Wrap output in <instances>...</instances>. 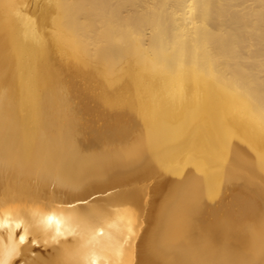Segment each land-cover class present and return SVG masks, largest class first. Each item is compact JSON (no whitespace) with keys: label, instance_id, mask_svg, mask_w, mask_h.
Wrapping results in <instances>:
<instances>
[{"label":"bare ground","instance_id":"6f19581e","mask_svg":"<svg viewBox=\"0 0 264 264\" xmlns=\"http://www.w3.org/2000/svg\"><path fill=\"white\" fill-rule=\"evenodd\" d=\"M0 26L12 35L0 39L31 62L21 80L0 61V219L13 222L0 240L7 245L11 231L17 243L26 225L27 236L55 246L27 250L21 264H80L99 228L113 264H264V190L261 207L246 203L251 222H235L229 209L197 220L213 187L264 177V0H0ZM72 90L102 108L106 123L91 141L67 133ZM23 95L30 119L17 149L4 113ZM140 174H156L159 191L128 189ZM23 178L37 202L11 194ZM105 185L118 187L105 202L72 203ZM51 213L71 228L57 235L41 224Z\"/></svg>","mask_w":264,"mask_h":264},{"label":"rangeland","instance_id":"374dc122","mask_svg":"<svg viewBox=\"0 0 264 264\" xmlns=\"http://www.w3.org/2000/svg\"><path fill=\"white\" fill-rule=\"evenodd\" d=\"M2 31H4V32H2ZM4 33L5 34L7 33V34L5 35ZM8 33H9L8 29L6 30V29H4L3 27L0 26V37L1 38L8 39L9 36L11 38L12 35H9L10 33L9 34ZM12 40L14 41L13 38L11 39V41L10 40L9 41L13 42ZM0 41H3V39H0ZM4 41H3V43L0 42V61L8 69L9 68L13 69L12 73H15L17 78L23 80L26 77L27 73L30 72L29 74H31V71H30L31 70V68H30L31 67L30 66L31 65L30 59H25L24 62H23V60L21 61V59L19 57H16V55H15V52L13 50L14 49L13 48L14 44H12L13 45L12 46L11 43H10V45H11L10 46L9 42H7V40L4 39ZM25 58H27V57H25ZM28 62H29L30 65L28 64ZM259 63H261V62H259ZM259 63H257L258 64L257 65V70L262 69V66ZM28 67L30 68V70H28L29 69ZM262 74H263V72L260 73V75H262ZM75 80H77V79H75ZM74 87L77 88L76 90H78V91L81 90V89L79 90L78 86H74ZM74 87H73V89H74ZM67 90H69L70 92L69 91H67L66 93L64 91H62V92L65 93L64 95L67 96V94H68V96H69V94L71 93V90H70V88L67 89ZM76 90H75V92H76ZM78 91H77V93H78ZM72 92H73V90H72ZM75 92H73V94ZM77 93H75V96H70L69 99H66V101L67 100L68 101H72L70 99H71V97L73 98V101L76 102V104L73 103L75 105H73L72 107L70 106L71 105L70 102L67 101L65 103V100L63 99V97H64L63 94L62 95L59 94L60 97L63 96L62 100H64V101H62V100L61 101L63 103H65L64 105H67V104L70 103L69 105L64 106L65 108L67 107L68 110H67V108L63 110L64 107H62L63 112L64 111H68V113H69V115L65 113L67 115V117L69 118L68 119V125H67V130H68L67 133H78L81 136L82 139H85L86 141H91V140H93L92 135L94 134V132L101 130L99 128L102 127V125L105 122V121L102 122V120H104V119H103L102 116H100V113H102L101 112L102 108L101 107L100 108L97 107V104L96 103L94 104L93 101H89V103H87L88 100H91V98H89L88 100H84V99H87V97H88L87 95L84 96V95H82L80 93L79 97L82 95L80 97L81 98V100H80V98L76 97L78 95ZM35 95H37V93ZM23 96L18 97L19 100H17L18 99L17 98L16 102L13 103L12 105L7 106V108H6L7 110L4 113V118L6 119V122H7L6 123L7 125L5 126V128L7 129L6 131L9 132L8 133L9 135H12L15 138V141L18 144L17 149L22 148V147L19 146L20 142L22 143V141H23L22 132L25 131L24 128L26 129L27 125L29 124V119H30V115H29V111H30L29 104L30 103L27 101L28 97L26 96L27 97L26 98L27 100H26L25 99V95H23ZM35 97H37V96H35ZM74 97H76V98H74ZM79 100L81 101V104L80 105L78 104V105L82 106L81 108H87V106H89L87 108L88 110H86L88 113L85 112V109H83L84 110L83 111L77 105L78 102L80 103ZM19 101H20V103L18 104L17 102H19ZM25 101H27V102L25 103ZM22 102H24V103H22ZM62 102H61V104H63ZM84 103H86V105ZM26 104H28V108H27ZM95 106L97 107V109L95 108ZM49 107H50V104L47 105V109ZM94 109H96V110L99 109L100 111L98 110V112H97ZM94 111L97 112L96 113L97 114V118H96V114L93 115ZM51 112H52V110L50 109L49 110V113H50L49 115L50 116L52 115V116L48 117V115H47V118L51 119L50 121L52 122L53 114ZM90 112H92V113H90ZM101 117H102V119L100 120L99 118H101ZM47 118L45 117V118L42 119L43 123H45V127H46V123L49 122V120L47 121ZM44 119H45V121H44ZM98 119L100 120V123H99ZM98 124H100L99 127H98ZM51 125L52 124H49V126H51ZM14 127H16V130H15ZM18 127H19V129H18ZM46 128L50 129V127H46ZM12 130H15L16 133H14V131H12ZM17 131L20 134H18ZM17 139L19 140V142H18ZM34 142L36 143V141H34ZM34 142L32 143V146L35 145ZM30 144L28 145V147H30V148H28V150H29L28 152H31L34 149V146L32 147ZM172 148H173V151L175 153V160H174L175 163L174 164L179 167V170H181V171L178 170L179 173H182L184 165H183V155H182L181 150H180L179 142L173 143L172 144ZM215 165H216V163H214V164L210 163V164H207V166H204L203 168L206 171H208V170L210 171L211 167L213 168ZM136 179H138V180H135L134 183L131 182V183L127 184L126 187L128 189L130 187H131L130 189H134L135 187L139 188V187H141L140 184L142 183V186L145 187V192L147 194H151V193H153L155 191H159L158 190L159 189V187H158V176L156 174H142V175L140 174L138 176V178H136ZM251 179H252L251 182H246V181L240 180V181L233 182V183H226V184L225 183H221V184L213 187V189L211 190V195L209 197H206V203H205L206 206L203 208L204 215L197 219L199 221V223H201V224L209 223L210 221L213 220V218L215 216L216 217L220 216L223 213V211H225L226 209L230 210L231 216H234L232 218L233 219L235 218L234 220L237 223H247V220H250L249 222L253 221V216H252L253 215V211L249 207H246V203L248 201L253 202L255 205H257V207H261L263 205V203H262L263 197H262V194H261L260 190L261 189L264 190V177L257 176V177H252ZM18 181L19 182H17V185L21 184V186H22L21 188L24 189V190H22V192H18L17 190L16 191H12L11 194H13V195L15 194V195H17L19 197H23V198H25V199H27L29 201L37 202L38 199L36 201L35 196L33 194H31V192L34 191V189H35V187L33 185V182L29 178L19 179ZM117 189H118V187H116V186L114 187V186H111V185H105V186H103L101 188H97V189H94L93 191L87 192L82 197L83 200L82 199L74 200L75 202H72V203H75V205L78 204L80 207H82V206L87 207L89 204L87 205L86 203H91L92 201H99V202L102 203V202H105L108 199V197L109 198L111 196L113 197V195L115 194ZM18 194H20V195H18ZM84 203H85V205H84ZM81 204H83V205H81ZM244 209H248L249 213L246 212L247 210H244ZM214 211H217L216 215H213ZM145 212L143 210V212L140 213L139 220H140L141 223L150 224L151 223L150 217L152 218V216H150L151 215L150 213H147V212L145 213ZM243 219L246 222H244ZM147 220L149 221L148 223H147ZM150 225H148L149 230L152 228V224H150ZM15 234H16V237H17V243L19 245L20 244V241H19L20 240V236L22 235L21 228H17ZM33 238L34 237H32L31 235H28V239L23 244H20V246H21L20 247V249H21L20 252L21 253L19 255H17V256H14V258L12 259V264H15V263L16 264H21V263H23V261H27L29 259V256L27 255V250H35V249H39L41 247L40 249L43 248L42 251H44L45 254L51 253L54 250L55 246H44V245H42L39 242L36 243V244H33L32 243ZM178 244H180V240L173 241V243L169 242L166 245V249L167 250H168V248L171 249L172 247H174V246H176ZM30 248H32V249H30ZM22 255H23V257H22ZM173 264H179V262L175 260L173 262Z\"/></svg>","mask_w":264,"mask_h":264},{"label":"snow or ice","instance_id":"6c2138e0","mask_svg":"<svg viewBox=\"0 0 264 264\" xmlns=\"http://www.w3.org/2000/svg\"><path fill=\"white\" fill-rule=\"evenodd\" d=\"M40 223L45 225V227H51L55 225V231L59 235L63 230L70 229V218L63 216L62 214L51 213L47 215H42ZM24 224L22 220L15 221L16 227H21ZM13 222L10 218L0 219V227L11 228ZM25 234L20 236V244H23L27 239V226L25 225ZM104 229L99 228L92 232L91 237L86 245L87 251H85L80 264H113V261L108 259H103L105 250L102 246H99L96 237L98 235H103ZM9 243L5 245L2 240H0V264H12V258L20 254L19 245L13 240V234L11 231L8 235ZM36 239L32 240L33 244L38 243ZM7 257V258H5ZM116 264H122V262L117 261Z\"/></svg>","mask_w":264,"mask_h":264}]
</instances>
